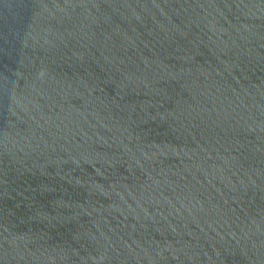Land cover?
Masks as SVG:
<instances>
[{
    "label": "water",
    "instance_id": "water-1",
    "mask_svg": "<svg viewBox=\"0 0 264 264\" xmlns=\"http://www.w3.org/2000/svg\"><path fill=\"white\" fill-rule=\"evenodd\" d=\"M0 264H264V0H0Z\"/></svg>",
    "mask_w": 264,
    "mask_h": 264
}]
</instances>
